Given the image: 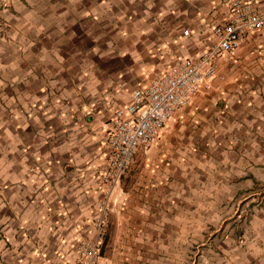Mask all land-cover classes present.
<instances>
[{"label":"crops","instance_id":"obj_1","mask_svg":"<svg viewBox=\"0 0 264 264\" xmlns=\"http://www.w3.org/2000/svg\"><path fill=\"white\" fill-rule=\"evenodd\" d=\"M244 1L264 13V0ZM229 19L224 0H0V264L74 261L104 194L112 114L137 86L212 47V28ZM218 64V76L126 169L110 200L114 229L100 264L141 263L133 262V226L142 210L155 224L176 213L172 234L194 245V264H264L263 210L222 236L217 219L226 216L217 209L208 226L197 210L188 228L184 207L169 206L203 201L196 190L186 194L188 170L211 174L191 186H205L214 202L235 203L264 185V30ZM152 227L169 250L171 231Z\"/></svg>","mask_w":264,"mask_h":264},{"label":"built area","instance_id":"obj_2","mask_svg":"<svg viewBox=\"0 0 264 264\" xmlns=\"http://www.w3.org/2000/svg\"><path fill=\"white\" fill-rule=\"evenodd\" d=\"M224 5L230 19L212 28V47L196 57L177 60L148 83L137 86L129 103L112 114L106 133V167L100 175L104 194L90 232L78 241L74 261L63 264H100L110 200L138 150L151 149L166 122L188 106L206 82L218 76V62L225 53L236 51L250 32L264 30V13L253 5L244 0H224ZM183 36L189 32L183 31Z\"/></svg>","mask_w":264,"mask_h":264},{"label":"rangeland","instance_id":"obj_3","mask_svg":"<svg viewBox=\"0 0 264 264\" xmlns=\"http://www.w3.org/2000/svg\"><path fill=\"white\" fill-rule=\"evenodd\" d=\"M141 148L139 149V153L141 152ZM144 151V150H143ZM145 152V151H144ZM144 155V154H143ZM143 155L136 160L138 162L133 165V178L135 171L137 172L140 169L141 163H143ZM145 157V156H144ZM211 175L208 171H193V170H188L187 172V177L186 180L193 185L194 180H198L202 182V180H209L211 178ZM134 180V179H133ZM190 185V189L186 191L187 195H193L194 191H198V193H202V196L204 198L202 199V202H198L197 204L186 201L185 204H180L176 203V201H170V208L171 211L176 212L178 206L184 207V212L187 216L186 221V227L188 228H193V224L197 225V220L198 218H195L193 215L198 214L197 210H200V216H201V222L202 226H208L211 220V216H209L208 212L209 210L211 211H217L223 213L226 217L228 216V219L226 217H221L219 215L218 217V224L219 226L216 227L218 230V234L222 235L223 233V228L226 232L225 227H244L248 225L252 215L254 212L263 210L264 211V185L261 187H251L249 189L244 190L241 193V199L235 203H224V201H219V202H214V200H209V195H207L204 191L208 192L205 188V186L199 185L198 188H194L193 186ZM197 195V194H195ZM206 196V197H205ZM179 209V210H180ZM134 211V210H133ZM228 212V213H227ZM139 215L138 217H135L138 219V222L135 223L136 227L133 226V262L137 263L138 260H141L142 264H155L153 263L158 257H167L170 258V260H173V262H170V264H179L176 261L181 260V259H186V264H194V260L197 258L195 253H197L195 248H192L191 245H181L179 239H177L176 235H173L172 232H176L177 229L175 227L177 226V215L172 214V217H170V222L164 221L163 224H161L162 220L158 219V224H155L151 221L150 218H152V215H147L144 210L138 211ZM199 215V214H198ZM142 216V217H141ZM196 220V223L194 222ZM114 224V221H113ZM110 224V221L108 222V230L106 231L107 235V243L103 246L101 255L103 253H106V251L109 250V243L110 241V236L112 238V235L110 234V231L112 228L114 229V225ZM168 224L169 227L166 225ZM158 226L159 228L171 231V246L169 250L164 251L161 249L162 243L161 240L165 239L162 237H157L156 233L152 231L153 227L152 226ZM226 227V228H227ZM215 228H213L211 231H214ZM216 230V229H215ZM180 238V237H179ZM192 239V237H190ZM194 246V245H193ZM187 249V247L189 249ZM164 251V252H163ZM195 252V253H194ZM161 253H165V255L162 256ZM139 258V259H137ZM138 263V264H141ZM163 264V263H160Z\"/></svg>","mask_w":264,"mask_h":264},{"label":"trees","instance_id":"obj_4","mask_svg":"<svg viewBox=\"0 0 264 264\" xmlns=\"http://www.w3.org/2000/svg\"><path fill=\"white\" fill-rule=\"evenodd\" d=\"M107 243V237L105 236L104 242H103V246Z\"/></svg>","mask_w":264,"mask_h":264}]
</instances>
